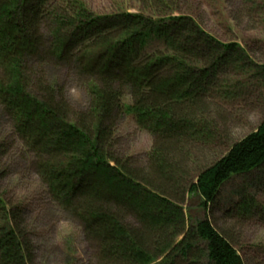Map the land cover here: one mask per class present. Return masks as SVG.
I'll list each match as a JSON object with an SVG mask.
<instances>
[{
  "label": "trees",
  "instance_id": "obj_1",
  "mask_svg": "<svg viewBox=\"0 0 264 264\" xmlns=\"http://www.w3.org/2000/svg\"><path fill=\"white\" fill-rule=\"evenodd\" d=\"M243 1L249 17L264 18V0ZM135 2L134 14H94L81 0H0V112L12 139L0 140V180L19 144L18 163L80 226L95 264H244L232 230L217 229L211 212L224 183L264 165V109L253 131L230 141L221 101L263 90L264 66L203 30L198 7L213 11L221 0ZM152 42L160 48L149 51ZM56 62L64 81L86 85L83 111L69 106L64 81L47 78ZM126 95L125 111L153 140L142 159L115 151ZM192 145L223 153L190 170ZM191 193L202 216L188 223ZM242 200L237 210L248 213ZM25 213L0 192V264H33Z\"/></svg>",
  "mask_w": 264,
  "mask_h": 264
},
{
  "label": "rangeland",
  "instance_id": "obj_2",
  "mask_svg": "<svg viewBox=\"0 0 264 264\" xmlns=\"http://www.w3.org/2000/svg\"><path fill=\"white\" fill-rule=\"evenodd\" d=\"M81 2L94 14L117 11L134 14L138 6L135 0H81ZM249 16L246 14L243 0H221V4L213 11L198 7L199 22L204 31L221 43H237L250 52L258 65L264 66V18L258 20L255 18L256 15ZM159 48L157 42H152L149 51ZM56 63L61 68L50 71L51 74L48 73L47 78L57 79L61 83L64 81L65 65ZM77 67L78 65L73 63L70 68L73 71ZM227 79L233 80V77L228 75ZM64 82L65 96L71 109L74 111L86 109L89 100L86 85L74 75L65 77ZM262 92L264 94V89L258 91L254 97L221 101L226 109L223 116L227 123V138L230 141L242 139L261 121L264 109ZM128 106L130 101L126 95L115 129L116 139L119 141V149L115 151L124 156L142 159L150 152L153 140L148 132L139 129L133 116L125 111ZM9 136V124L0 112V140H12ZM17 149H20V146L14 143L9 156L12 153L11 156H15L16 159L4 161L9 172L0 180V192L5 194L10 202L22 201L24 204L25 224L34 247L33 264H75V259L76 264H95L93 260L90 261L91 249L83 238L80 226L49 201L43 186L29 165L26 162L18 163ZM207 149L201 151V154L195 145L190 146L189 150L194 159L186 166L194 170L197 166L208 165L219 153H223L221 146L214 148L217 150ZM121 188L118 184H113L110 191H120L121 194L124 191ZM242 198L246 204H250L248 213H240L237 210L243 201ZM200 204L201 199L196 193L187 196L183 209L188 223H193L202 216ZM148 211L154 213L150 208ZM211 218L217 229L224 224L228 230H232L234 234L232 243L244 264H264V165L250 173L232 176L224 183L216 200V207L211 212Z\"/></svg>",
  "mask_w": 264,
  "mask_h": 264
}]
</instances>
